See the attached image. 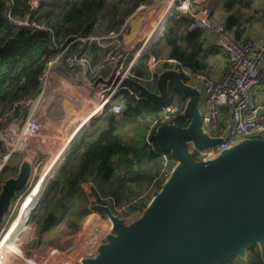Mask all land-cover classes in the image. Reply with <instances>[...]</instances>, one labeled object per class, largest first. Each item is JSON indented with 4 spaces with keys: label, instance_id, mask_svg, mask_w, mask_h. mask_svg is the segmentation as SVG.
Instances as JSON below:
<instances>
[{
    "label": "trees",
    "instance_id": "obj_1",
    "mask_svg": "<svg viewBox=\"0 0 264 264\" xmlns=\"http://www.w3.org/2000/svg\"><path fill=\"white\" fill-rule=\"evenodd\" d=\"M27 1L15 0L13 16L20 18L29 14L33 18L37 17L45 23L47 31L20 29L13 32L2 16L5 3L0 0V113L10 112L9 120L20 117L24 112V104L38 98L41 76L55 59L59 46L78 36H88L92 24L97 20L101 21L103 29L118 32L136 9L148 5L152 0H42L38 11L33 13L28 12ZM188 22L186 16L178 20L171 16L160 38L130 69V77L139 82L156 77L155 74L150 76L146 61L158 54L157 49H161L159 46L166 50L167 59L175 60L191 72L204 73L203 33L200 30L188 33L185 30ZM225 27L229 29L230 23ZM78 46V43H74L68 51H74ZM109 49L111 47L101 49L89 44L82 52L92 64H96ZM121 95L125 108L123 114L132 117L139 115L147 124L160 119L163 106L171 103L169 99L164 105H156L146 99L137 100L124 91ZM170 97L176 98L181 110L174 124L187 127L189 119L182 115L185 99L174 90L170 92ZM118 118L108 114L103 119H92L88 129L71 143L54 169L53 176L45 181L43 196L30 214V221L38 229L49 230L64 220L74 231L78 218L89 213V203L79 186L81 184H93L91 193L94 204L109 206L111 200L119 204L138 196L144 188L140 177L144 175L149 186L161 171V158L158 155H146L143 143L137 149L124 143L121 132L122 126L126 125L119 123ZM3 126L0 124V129ZM157 127L155 125L151 138ZM6 153V149L0 145V161ZM142 153L148 157L145 162L140 158ZM16 157L19 155L13 154L5 161L0 171V184L14 176ZM193 158L199 159L196 153ZM74 174H77L79 183L68 185ZM223 264H264V260L258 246L253 245L245 250L244 256H234Z\"/></svg>",
    "mask_w": 264,
    "mask_h": 264
},
{
    "label": "water",
    "instance_id": "obj_2",
    "mask_svg": "<svg viewBox=\"0 0 264 264\" xmlns=\"http://www.w3.org/2000/svg\"><path fill=\"white\" fill-rule=\"evenodd\" d=\"M160 36L143 43L136 62ZM112 80H121L139 100L156 105L166 104L170 92L176 91L185 99L182 115L189 122L187 127L158 125L152 140L176 163L173 171L134 221L125 223L109 207L100 206L111 224L110 232L80 264H223L244 256L253 245L264 260V139L240 140L213 159L196 160L194 153L220 142L202 129L201 94L196 87L188 86L177 69L157 74L156 92L130 76L114 79L112 74L100 85ZM82 129L79 126L77 135ZM30 164L23 159L16 175L0 184V226L16 196L27 187ZM78 183L77 174L67 182Z\"/></svg>",
    "mask_w": 264,
    "mask_h": 264
},
{
    "label": "built area",
    "instance_id": "obj_3",
    "mask_svg": "<svg viewBox=\"0 0 264 264\" xmlns=\"http://www.w3.org/2000/svg\"><path fill=\"white\" fill-rule=\"evenodd\" d=\"M3 1L5 3V9L2 16H4L5 20L11 25L13 32L20 29L38 32L48 30L45 27V23L37 17L33 18L29 14L20 18L13 16L15 0ZM41 1L42 0H28V12L33 13L38 11ZM146 8V6H140L138 10H136L140 11ZM171 16H173L175 20L186 16L189 22L185 30L188 33L194 30H200L203 34L205 33L209 37L211 36L215 40L214 46L221 49L227 59L225 70L221 72L217 78H210L205 73L191 72L183 68L175 60H168L170 63L173 62L177 65L185 79H195L200 83L202 87V102L200 103L202 109V129L207 132L209 136L219 138L220 140L219 144L212 148L196 152L199 157L198 160L213 159L219 152L231 148L239 139H264V102L255 103L253 101V94L255 93L256 87L264 83V73L261 72L264 67V32L260 38L253 37L245 42H236L225 25L215 21L213 11L206 0H173L164 16L163 24L158 30L159 32L156 38L163 33V28ZM261 21L264 28V14L262 15ZM125 24L126 22L120 31L112 32L103 29L101 21L97 20L92 24L88 36H78L72 41L59 46L57 55L55 59L49 63L47 70L55 66L59 61H65L70 67H81L86 77L91 80H96L107 69L114 70V79L117 76L129 77L130 69L135 66V61L125 66L122 56L118 51L119 37L123 33ZM74 43L79 44L77 49L68 51L69 47ZM89 44H95L101 49L106 47H111V49H109L105 56L96 64H92L86 54L82 52ZM140 52L141 50L137 53L138 56ZM154 63V57L146 61V67L152 73L150 76L154 75ZM47 70L46 73L41 76V92L39 98L42 97L45 92L44 85L47 82ZM148 80L151 81V78ZM97 89V105L95 106L94 115L92 117H98L101 113L111 114L116 117L122 116L125 110L123 96L121 95L123 91L136 98L134 91L122 84L121 80L117 82L112 80L107 85H99ZM169 99H171V103L163 106L160 119H155L147 124L143 137L144 153L146 155H158L161 158V171L150 182V186L138 196L132 197L119 204L112 200L110 201L109 209L118 217L130 216L132 214H137L138 216V214L151 203V200L160 190L175 167L176 163L168 154L158 149L151 138V133L155 125L163 123L174 124L176 118L181 113L176 103V98L169 97ZM32 103L33 101L26 102L23 107L24 112L20 117L15 119L9 120L10 112L0 113V124L4 125L3 128L0 129V145L7 151L0 161V171L9 156L13 154H27V140H33L31 138L38 130L37 126H39L32 122V114L29 113V109L27 108ZM82 124L83 125H80L81 127L87 125L88 121ZM41 162V159L35 160V167L38 168ZM41 176L42 173H36L32 176L28 184V189H31L24 198L34 189V184L40 180L39 178ZM33 181L35 182L31 185ZM44 183L45 179L40 194L31 204L29 214L35 208V204H37L42 195ZM21 198L22 195H18L12 203V206L15 205L17 208L20 205V209L24 200L23 198L22 202L19 204ZM29 214L27 218L20 223L22 228L17 224L16 216L12 218L9 224H6L8 218L13 215L12 213L8 214V218L5 220L6 228L3 227V224L0 227V264H80L81 259L75 261L71 258L70 252L72 249L62 252L55 248H49L42 256L24 254L23 241L25 239V233L28 231L27 223H29ZM100 221L108 225L107 233L110 232V222H108L106 218H102L97 214H92L85 219L81 233L90 231L93 229L94 225L100 223Z\"/></svg>",
    "mask_w": 264,
    "mask_h": 264
},
{
    "label": "crops",
    "instance_id": "obj_4",
    "mask_svg": "<svg viewBox=\"0 0 264 264\" xmlns=\"http://www.w3.org/2000/svg\"><path fill=\"white\" fill-rule=\"evenodd\" d=\"M152 1H154V5H152L150 9H146V10L142 9L140 11H137L138 10L137 9L136 11L133 12V15L130 16L125 21L126 24L123 29V33L119 37V48H118V51L122 56L124 65L132 63L134 61L135 63H137L136 62V59L138 57L137 53L140 51L139 48L142 46L141 44H143L148 37L149 38H148L147 43L153 42L154 39L149 40L153 35L152 34L151 36H149V34L151 33V30L156 29V28L160 29L161 25L163 24L164 18L162 16V10L165 4L168 2V0H162L160 5L157 3L158 0H152ZM224 1L225 0H206L207 4L210 6L211 10L213 11V16L216 22L222 23L225 26H227L230 23L231 27L228 29V32L231 34L232 38L236 42H245L250 38H253V37L260 38L263 35L264 28H263V24L261 20H262V15L264 14V0H233L232 3L228 4V6H224ZM237 3H239V5ZM158 14L159 16L161 14V16L160 17L158 16L159 19L157 18V20H155ZM235 32L237 35H235ZM202 39H203L202 57H203L204 63L206 64V67H205L206 70L204 73L210 78L211 77L217 78L221 74V72H223L226 68V65H227L226 55L221 49L216 48V46H214L215 40L211 36L209 37L208 35L204 33L202 34ZM159 48L161 49H157L158 54L153 56L154 61H155L154 66H153V69H154L153 74L157 76V74L161 73L164 70H168V69H171V70L177 69L180 72L177 65H175L173 62L170 63L168 61L169 59L166 58L165 56L166 50H164L163 47H160V46ZM59 64L60 62L56 65H59ZM61 64H63V66L60 65L59 67H55V69L52 71L53 73H51V78H53L54 84L55 83L57 84V82L59 81H60L59 82L60 84L64 83V85H67V87L65 88L68 92L70 91L71 87H73L76 90H79L82 93L78 97L79 103H82L84 105H87L85 104V102L87 101L85 98H82V97L92 96V100L90 101V103H92L93 107L96 106L97 105V90H98L97 88L99 87L100 83H105L104 81H107L111 78L114 70L107 69L98 77L100 78L99 80L97 79L91 80L86 77L85 73L81 77L71 76L64 70V67L69 68L70 66L65 61H61ZM261 72L264 73V67L262 68ZM149 73L150 75L152 74L151 71H149ZM182 77L188 86L196 87L200 91V94L202 97V87L200 83L195 79L187 80L184 78L183 75ZM155 79L156 77H154L153 80L151 77V81L144 79L140 81V83L144 85L146 88H148L149 90H151L152 92H156V89L154 88ZM68 81L71 83L70 85L67 84ZM44 88H45L44 91H45L46 97L52 95L53 91H55L53 90L55 89V87L52 84H50V86L48 84L44 85ZM55 95L57 94H54V96ZM139 97L140 96L136 94L137 100H139ZM56 98H59V96H56ZM141 100H145V99H141ZM253 101L255 103L264 102V83L261 86L256 87L255 93L253 94ZM201 102H202V98L200 99L199 106ZM93 107H91V109H94ZM201 111L202 109L200 106V113ZM36 115H38V112L36 113ZM39 115H41V113ZM107 115H108L107 113H101L100 115H98V117H92L88 121V124L94 118L96 120L103 119ZM83 116L79 118L75 117L72 120L67 119L64 123H60V127H58V125L54 124L53 122L48 123V125L41 124L40 125L41 132L37 140L39 141V138L48 139V138H45L46 135H48L49 140L45 142L52 143V142H56V140L58 142L53 146L52 149H49L45 146L37 147L39 149L36 148V152H34V150H31V148H33L32 146H29L28 144H26L27 154L31 156H37L39 157V159L41 157L42 158L41 165L38 166V168H36L35 167L36 163H34V157H30L28 159L25 157L27 156V154L23 153V155H20L21 156L20 160H18L14 166L16 167V172L14 176L18 172L19 165L23 161V159H28L31 163L30 167H32V174L28 180V184L30 183V180L34 174L42 173V176H43L45 174V171L47 170V167H48V164L51 158L58 151L60 153L66 147L67 148L65 149L64 152L66 153L68 151L69 146L71 145L70 144L68 146V144L70 142L72 135L76 134L75 135L76 136L75 140H76L85 130L88 129L87 127L88 124L84 125L79 135H77L76 130L78 128L76 127L79 124V122L82 120ZM123 117H127V116L123 114L122 116L118 118V120H124ZM128 122H129V126L127 125L122 126L121 133H122V139L124 143L129 146H134L136 149L142 147L144 132L147 128L146 121L139 115H135L132 118H130ZM65 153H63V155ZM143 154L144 153L141 154L140 158L145 162L148 159V157L145 154L144 155ZM45 155L46 157H44ZM61 159L58 161V163L56 162L57 165L61 162ZM42 176L40 178H42ZM142 176L143 177H140L139 181L140 183L144 185L143 189H145L147 186V183L145 181L147 179L144 175ZM28 184L26 185L27 186L26 188H28ZM79 186L80 188H82L83 192L85 193L87 202L89 203V206H88L89 213L87 215H81L78 218L79 221L77 222L78 224L75 226L74 231H72L69 228L68 224L65 223L64 220L58 222L57 225H55L54 227H51L49 230H44V231H42V229L44 228L38 229L36 225L30 221L28 223V231L25 233V237H24L25 239L23 241L24 254L32 255V256H42L49 248H55L62 252L72 249V251L70 252V256L75 261L93 254L96 247L99 244H101L102 242L101 239L107 234L108 225L105 224L103 221H100V223L94 225L93 229L90 230L91 232L95 230H100L101 227L104 225V229L102 228L103 230L101 231L102 233L101 237H98V238L95 237L94 239L90 238V242L88 241L89 237H86L89 244H87V246L85 247L84 251H82V253H78L79 248L81 247L77 245L76 241L81 234V229L84 225L85 219H87L92 214H97L101 216L102 218H104L102 216L99 206L93 203L94 196L91 193L92 189L94 188L93 184L87 183V184H81ZM18 195H22V192ZM29 211H28V214H29ZM128 221H131V220H128ZM2 224L3 226L5 225V219Z\"/></svg>",
    "mask_w": 264,
    "mask_h": 264
},
{
    "label": "rangeland",
    "instance_id": "obj_5",
    "mask_svg": "<svg viewBox=\"0 0 264 264\" xmlns=\"http://www.w3.org/2000/svg\"><path fill=\"white\" fill-rule=\"evenodd\" d=\"M161 1L162 0H158L157 3L160 5L161 4ZM232 2H233V0H225L224 1V6H228V4H230ZM237 4L239 5V3H237ZM152 5H154V1L150 2L148 5H143V6H146L147 7L146 9H150V7ZM167 5L168 4L166 3L165 6L163 7V10L167 7ZM242 5H244V4H242ZM146 9H144V10H146ZM163 10H162V13H163ZM158 16H159V14L157 15L156 19L158 18ZM59 62H60L59 65H56V64H58V63H56L55 66H52L49 70H47V72H48L47 76L48 77H47V82L45 83V85L48 84L50 86V84H52L55 87V89H53V90H55V91H53V94L50 95V96H48V97H46V94L44 92V94L42 95V97H41L40 100H39V96H38V98L36 100H34L33 103L29 107H27L29 109V113L32 114V116H33V114H34L35 111H36V113L38 112V115H36V117H35V119L38 120V122H39V123H37L38 125H41V124L48 125V123L53 122L54 124L58 125V127H60V123H64L67 119H71L72 120L75 117H78L79 118V117L83 116L84 114H86L89 110H91V107H93L92 106V103H90V101L92 100V96H87V97H84L83 96L82 97V98H85L86 101H87V102H85V104H87V105H84L82 103H79L78 97L82 94L79 90H76L73 87H71L70 88V91L68 92L66 90V88H65V87H67V85H64V83L60 84L59 83L60 81H59V82H57V84L56 83L54 84L53 78H51V73H53L52 71L55 69V67H59L60 65L63 66V64H61V61H59ZM64 70L68 74H70L71 76H73V77H76V76L81 77L84 74V71H82V68L79 67V66L78 67H69V68L64 67ZM67 84L70 85L71 83L68 81ZM45 88H44V90H45ZM54 94H57V95L54 96ZM56 96H59V98H56ZM38 100H39V102H38ZM36 102H37V104H36ZM93 108H95V106ZM40 113H41V115H39ZM130 118H132V117H130L128 115L127 117H123L124 120H118V122L119 123H124V125H129V122L128 121H129ZM52 120H54V121H52ZM45 138H48V139L39 138V141L38 140H33L32 141V140L28 139L27 140V144L29 146H32L34 149L31 148V150H34V152H36V148L37 147L45 146V147H47L49 149H52L53 146L58 142L57 140H56V142H52V143L45 142V141H48L49 140V136L46 135ZM240 140L241 139H239L237 141H240ZM37 149H39V148H37ZM18 155H19V157H16L15 164L21 158L20 154H18ZM25 157L28 158V159L30 157H34V161L35 160H39V157H37V156H31L29 154H27V156H25ZM44 157H46V155ZM40 159L42 160L41 157H40ZM57 163L55 164V167H56ZM55 167L46 176L47 179H49V178H51L53 176V171H54ZM46 178H45V181L47 180ZM34 182L35 181H33L31 183V185L34 184ZM44 188H45V186H44ZM27 189L28 188H26L24 190V192H22V198H21L19 204L22 202L24 196L30 191L31 188H29L28 190ZM143 191H144V189H143ZM43 192H44V190H43ZM43 192H42V195H41L40 199L43 196ZM40 199H39V201H40ZM39 201L37 202V204L39 203ZM27 202L28 201H26V203ZM26 203L24 204V207L22 208V211H21V214H20V217L21 218L23 217L24 213L27 211V207H26L27 205H26ZM37 204H35L36 205L35 208L38 206ZM19 206L17 208H16L15 205H13L11 207L10 212L8 214H11L12 213L13 215L10 216L9 218H8V215L5 216V220H6V218H8V220L6 221V224H9L10 221L12 220V218H15V216L17 215V212L19 211ZM33 210L31 212H33ZM31 212H30V214H31ZM30 214H29V217H30ZM113 216H115L117 219L123 220V222H125V223H128L129 222L128 220L134 221V218L137 217V214H132L130 216H119V217L113 214ZM29 222H30V219H29ZM3 227L6 228L5 225ZM102 228L104 229V225L101 227L100 230L92 231L93 233L91 231L90 232L89 231H85L84 233L82 232L80 234V236L78 237V239L76 241L77 242V245H79L81 247V248H79V252L78 253H82V251H84L85 247L90 242V238H93L94 239L95 237H97V238L98 237H101V235H102L101 231L103 230ZM86 237H89L88 238V241L89 242L87 241V238ZM103 239H104V237L101 239V241H102L101 243L104 242ZM99 245H101V244H99Z\"/></svg>",
    "mask_w": 264,
    "mask_h": 264
},
{
    "label": "bare ground",
    "instance_id": "obj_6",
    "mask_svg": "<svg viewBox=\"0 0 264 264\" xmlns=\"http://www.w3.org/2000/svg\"><path fill=\"white\" fill-rule=\"evenodd\" d=\"M172 2H173V0H168V2H167V7L163 10V13H162V16H163V18H164V16L166 15V13H167V11H168V9L170 8V6H171V4H172ZM159 30V28H156V29H152L151 31L153 32H151L150 34H149V36H151L152 34V37L149 39V40H153V39H155L156 38V36H157V34H158V31ZM148 40V39H147ZM94 110H95V108L94 109H91L86 115H84L83 116V118H82V120L79 122V124L77 125V127L79 128V126L80 125H83L82 123L83 122H85V121H89L91 118H92V116L94 115L93 113H94ZM35 117H36V111L34 112V114H33V116H32V122L34 123V124H37V123H39L38 122V120H36L35 119ZM37 131H36V133L32 136V138L31 139H33V140H37L38 139V136H39V134H40V132H41V129H40V125L39 126H37ZM67 148V147H66ZM66 148H64L60 153H59V151L51 158V160H50V162H49V164H48V167H47V170L45 171V174L42 176V178H39L40 180H38L35 184H34V189L29 193V195H27L25 198H24V200H23V202H22V206L20 207V209H19V211L17 212V215H16V222H17V224L19 225V227L20 228H22L21 227V224L20 223H22L26 218H27V214H28V211L31 209V204L37 199V197H38V195L40 194V192H41V189H42V185H43V181H44V179H45V177L47 176V174L51 171V169L54 167V165H55V163L56 162H58L59 161V159L61 158V156L63 155V153H64V151H65V149ZM26 201H28L27 203H26ZM26 203V207H27V211L24 213V215H23V217L21 218L20 217V214H21V211H22V208L24 207V204ZM20 218V219H19Z\"/></svg>",
    "mask_w": 264,
    "mask_h": 264
}]
</instances>
